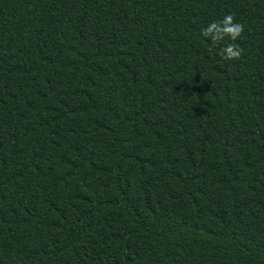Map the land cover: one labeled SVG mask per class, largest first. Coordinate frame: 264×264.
<instances>
[{
  "label": "trees",
  "instance_id": "16d2710c",
  "mask_svg": "<svg viewBox=\"0 0 264 264\" xmlns=\"http://www.w3.org/2000/svg\"><path fill=\"white\" fill-rule=\"evenodd\" d=\"M0 264H264V0H0Z\"/></svg>",
  "mask_w": 264,
  "mask_h": 264
},
{
  "label": "clouds",
  "instance_id": "9594fccd",
  "mask_svg": "<svg viewBox=\"0 0 264 264\" xmlns=\"http://www.w3.org/2000/svg\"><path fill=\"white\" fill-rule=\"evenodd\" d=\"M244 31V25L236 22L234 15L229 13L224 15L220 21H213L207 27L201 30V35L210 38L211 46L215 47L220 42L229 41L225 44L220 55L225 60H239L243 49L235 41L241 37Z\"/></svg>",
  "mask_w": 264,
  "mask_h": 264
}]
</instances>
